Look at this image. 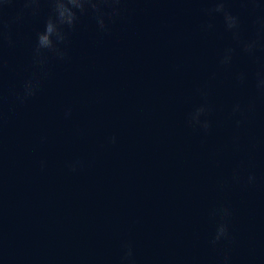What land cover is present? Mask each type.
<instances>
[{
    "label": "water",
    "instance_id": "95a60500",
    "mask_svg": "<svg viewBox=\"0 0 264 264\" xmlns=\"http://www.w3.org/2000/svg\"><path fill=\"white\" fill-rule=\"evenodd\" d=\"M0 264H264V0H0Z\"/></svg>",
    "mask_w": 264,
    "mask_h": 264
}]
</instances>
